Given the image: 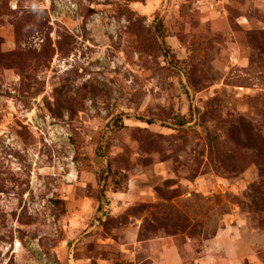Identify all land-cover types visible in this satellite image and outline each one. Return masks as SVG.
<instances>
[{
    "label": "rangeland",
    "instance_id": "rangeland-1",
    "mask_svg": "<svg viewBox=\"0 0 264 264\" xmlns=\"http://www.w3.org/2000/svg\"><path fill=\"white\" fill-rule=\"evenodd\" d=\"M0 264H264V0H0Z\"/></svg>",
    "mask_w": 264,
    "mask_h": 264
}]
</instances>
